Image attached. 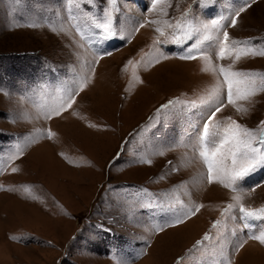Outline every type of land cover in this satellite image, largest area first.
I'll use <instances>...</instances> for the list:
<instances>
[{
    "label": "rangeland",
    "instance_id": "obj_1",
    "mask_svg": "<svg viewBox=\"0 0 264 264\" xmlns=\"http://www.w3.org/2000/svg\"><path fill=\"white\" fill-rule=\"evenodd\" d=\"M151 2H80L88 16L115 9L122 35L97 43L81 38L69 20L76 0H0V157L6 161L17 143L29 141L0 173V264H199L219 252L225 237L232 264H264V245L248 239L264 230V220H242L238 207L225 213L234 195L246 208L264 207V169L242 182L246 194L209 183L191 147L208 109L156 118L170 100L199 102L217 80L223 84L222 76L202 70L204 61L178 58L192 40L176 43L173 28L160 37L156 27L183 22L185 12L197 20L230 16L244 0H170L171 7L149 11ZM226 30L232 40L264 42V0H254ZM210 59V68L264 73V56L221 60L213 51ZM82 81L71 107L47 118ZM224 104L214 123L231 117L258 130L264 121V92L251 103L237 101L247 112L226 98ZM150 200L203 207L156 232L171 213L148 207Z\"/></svg>",
    "mask_w": 264,
    "mask_h": 264
},
{
    "label": "snow or ice",
    "instance_id": "obj_2",
    "mask_svg": "<svg viewBox=\"0 0 264 264\" xmlns=\"http://www.w3.org/2000/svg\"><path fill=\"white\" fill-rule=\"evenodd\" d=\"M80 2L94 5L96 0H76V10L69 9V20L73 23L76 32L81 38L100 43L117 34L122 35V33H118L117 31L118 25H114L113 23L112 13L115 9L105 7L102 9V16H88L79 9ZM252 2L254 0H244V4L230 16L220 15L209 20L189 18L190 14L185 12L182 18L183 22L178 21L173 25L169 21H164V27H156L155 29L160 37H165V28H173L174 30L170 34L171 38L179 44L192 40L193 43L183 49V54L179 55L178 58L183 60L200 59L205 62L203 71L208 72L211 70L214 75L218 74L223 77V84L217 80L216 85L211 89L209 94L206 97H201L199 102L180 101L179 99L170 100L157 109L156 118H167L174 112L183 113L191 111L194 108L206 107L208 114L205 118L203 129L198 133L196 143L191 145V147L198 151L200 158L206 166L209 183H217L233 192L244 194H246V189L242 182L245 181V178L250 177L260 169H264V121L261 122L258 130H252L242 126L236 120L231 119V117L219 123H214V120L216 113L220 112L222 107L225 106V98L227 103L235 107L238 112H247L248 109L239 106L237 101H248L251 103L252 97L258 95L260 92H264V73L233 71L231 66L228 68L211 66L210 68V57L213 55V51L216 57L221 60L233 55V53L235 54L236 61L247 56H264V42H260L257 45L251 40H232L226 30L227 27L236 26L240 13L246 11ZM106 3L114 5L116 0H106ZM161 5L171 7L170 0H152L149 11H155L157 6ZM161 11L163 15H167V12L163 11L162 8ZM149 23L160 24L161 22L153 20L149 21ZM28 26L38 27L39 25L33 23ZM144 26V23L139 24V27ZM60 28L63 30L62 24ZM164 42V40H157L154 43L162 44ZM105 54L110 55L111 53H101V55ZM163 58L167 59L169 57L163 56ZM84 83L85 81H82L79 89L70 91L67 99L61 98V102L52 107L50 112L46 113L47 118L59 115L62 111L71 107V104L74 102V96L83 90ZM224 85L227 86L226 93L223 91ZM54 135L51 131L46 134L47 138H51ZM28 142L26 141L24 144L17 143L6 161L0 157V173L7 167L8 163L18 159L23 154V150ZM160 154L162 155L163 153ZM226 161H230V163H226ZM148 163H151V161L149 160ZM12 171L16 172L18 169L13 168ZM258 186L252 187L251 191H255V187ZM140 191L143 192L145 190ZM232 199L236 204H228L225 213L234 207H238L242 220H264V207L259 209L246 208L241 202L242 196L240 195H234ZM147 206L161 212L166 211L171 213V219L166 224L157 226L155 228L156 232L163 231L165 227H173L183 223L186 218L191 217L195 212L199 211L200 207H203V205L196 206L195 208L182 206L180 209H177L171 203L165 205L156 200H150ZM225 213H222V215ZM246 226L253 227L252 225ZM209 239L210 237L206 234L204 240ZM248 239L256 240L261 245H264V230L259 231L258 234L254 231L251 232L248 235ZM246 242L247 240L236 245L234 250L238 251ZM225 243L226 237L221 242L219 252L213 253L208 260L201 259L199 264H232L231 259L226 255L227 248L225 247ZM217 255L220 257L219 260L216 259Z\"/></svg>",
    "mask_w": 264,
    "mask_h": 264
}]
</instances>
